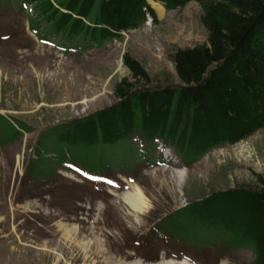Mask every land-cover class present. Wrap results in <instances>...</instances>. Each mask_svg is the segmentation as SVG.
<instances>
[{"label":"rangeland","instance_id":"rangeland-1","mask_svg":"<svg viewBox=\"0 0 264 264\" xmlns=\"http://www.w3.org/2000/svg\"><path fill=\"white\" fill-rule=\"evenodd\" d=\"M145 4L153 20L145 15L119 40L85 48L40 21L33 4L0 0V264H103L97 243L126 263H251L252 249L236 247L219 229L185 222L170 244L167 230L151 228L209 193L254 188L258 177L264 185V128L192 164L172 147L171 161L159 164L155 144L141 137L109 148L42 146L52 127L114 103L112 85L127 76L123 53L147 72L150 88H159L173 80L171 54L203 42L195 2L174 10ZM38 156L45 165L34 174L29 164L37 170ZM78 168L87 176L75 174ZM132 185L149 207L127 219L121 193Z\"/></svg>","mask_w":264,"mask_h":264},{"label":"trees","instance_id":"trees-1","mask_svg":"<svg viewBox=\"0 0 264 264\" xmlns=\"http://www.w3.org/2000/svg\"><path fill=\"white\" fill-rule=\"evenodd\" d=\"M40 21L85 48L119 40L145 21V0H25ZM166 10L189 1L200 8L202 43L171 54L173 80L150 88L151 79L127 53V76L112 85L114 103L52 127L42 146L110 147L133 137L161 140L183 164L206 152L233 145L264 128V0H152ZM142 8H144L142 11ZM153 20V19H152ZM108 147V148H109ZM35 170L44 165L35 158ZM231 188L194 199L154 224L158 235H179L185 222L201 223L252 249L249 264H264V185Z\"/></svg>","mask_w":264,"mask_h":264},{"label":"bare ground","instance_id":"bare-ground-1","mask_svg":"<svg viewBox=\"0 0 264 264\" xmlns=\"http://www.w3.org/2000/svg\"><path fill=\"white\" fill-rule=\"evenodd\" d=\"M155 7L159 8L158 10L161 11V7H158V4L152 3ZM156 8V9H157ZM178 169H174V171H177ZM182 176V172L177 173V178L180 180ZM133 187V188H132ZM123 194L121 197L120 203H122L125 206V210L127 213V219L134 218L141 216L149 207V202L145 199V197L142 194V191L139 187H136L134 185L131 186V191H127ZM73 231V230H72ZM74 232V231H73ZM97 250L99 253L104 257L103 264H151V263H143L142 261H137L133 263H126L122 261H118L112 256H107L106 251L104 250L101 243L96 244ZM137 260V259H135ZM160 260V259H159ZM126 261V260H125ZM134 261V260H133ZM154 264H191L187 262L186 260L182 261H173V260H166L162 258L159 262Z\"/></svg>","mask_w":264,"mask_h":264}]
</instances>
